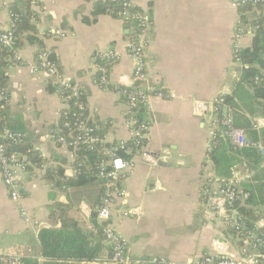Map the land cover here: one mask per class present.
Here are the masks:
<instances>
[{
  "label": "crops",
  "instance_id": "crops-1",
  "mask_svg": "<svg viewBox=\"0 0 264 264\" xmlns=\"http://www.w3.org/2000/svg\"><path fill=\"white\" fill-rule=\"evenodd\" d=\"M26 1L0 0V28L11 26L13 9L25 12ZM100 2L32 0L31 23L37 40L31 41L29 32L22 33L16 49L20 59L0 57L8 76L0 94L6 107V129L23 132L26 148L37 154L18 180L28 221L11 199L0 170V250L24 260H43L39 233L44 227H60L61 220L52 217L57 203L70 204L71 214L87 222L104 189L100 179L82 186L65 183L66 178L77 177L76 154L51 135L59 127L65 101L52 79L35 68L39 52L50 51L62 80L82 88L90 117L104 129L108 142L131 137L123 98L114 90L102 89L95 80L98 52L114 47L120 59L111 66L110 81L114 85L130 81L134 61L128 49L134 24L118 13L101 11ZM133 2L152 19L147 47L152 88L145 107L151 127L145 146L133 157L134 168L124 182L126 196L118 200L111 222L127 243L129 256L145 260L143 264H193L215 251H226L249 264L241 251L242 242L207 207L202 189L208 176L215 173L208 157L211 102L222 92L231 94L239 82L243 65L235 61L233 52L239 23L246 26L240 39L244 49L252 45L255 20L264 17V8L234 7L229 0ZM57 29L67 35H56ZM161 90L163 96L156 93ZM259 105V112L251 118L253 123H261L260 129H255L261 134L264 102ZM165 154L169 158L157 164L150 160ZM124 208L139 209L140 213L123 216Z\"/></svg>",
  "mask_w": 264,
  "mask_h": 264
},
{
  "label": "built area",
  "instance_id": "built-area-1",
  "mask_svg": "<svg viewBox=\"0 0 264 264\" xmlns=\"http://www.w3.org/2000/svg\"><path fill=\"white\" fill-rule=\"evenodd\" d=\"M234 7L264 6V0H229ZM103 4L119 5L117 13L125 20L134 24L133 38L129 44V54L134 61V69L131 79L123 85H114L110 81L111 66L120 59V54L114 47L100 50L97 54L98 75L96 84L102 89L114 90L123 98L127 106V126L130 131L129 140L112 142L108 147L106 133H98V125L91 119L88 104L84 97V91L78 85L62 80V75L52 54L48 50L39 52L36 69L42 70L52 79L56 90L60 92L65 101V108L60 117L57 130H52L51 135L56 142L67 145L76 154L81 148H98L101 157L96 163V176L104 182L99 203L95 209L99 221L103 224V236L105 243L111 249L110 262L113 264H143L145 260L134 259L129 256L127 243L115 229L111 220L117 210L119 199H124L126 189L124 182L134 168L133 157L145 146L151 123L140 118L137 113L141 107H146L151 95V86L148 83L147 73V47L150 41L152 27L151 15L136 7L133 0H101ZM20 17L19 13L12 12V23L8 29L0 28V47L13 49L17 42L15 22ZM246 26L240 21L235 41L233 44L234 59L242 63L240 51L242 49L240 39L244 35ZM54 33L61 37L67 35L65 31L55 30ZM14 57L20 59L15 50ZM256 83L264 84V69L255 77ZM3 93V92H2ZM163 96L164 91H156ZM225 92L220 93L210 105L208 124L211 129V138L208 144L210 153L217 144V138H224L230 144L233 152L241 153L245 148H258L264 150L261 140L248 139L246 130L235 126L234 109L225 101ZM70 99H75L76 109H71ZM92 120V121H91ZM254 129H260L261 123L256 120ZM23 132H13L5 129L0 131V170L3 182L9 190L11 199L19 204L22 216L30 220L29 213L22 206L23 194L18 182L20 173L26 171L30 165V159L26 153L18 147L25 141ZM120 150L130 156L124 157ZM30 151V150H29ZM76 157V156H75ZM150 158L149 156H147ZM210 158V155L208 156ZM169 158V154L158 158H150L154 164ZM211 159V158H210ZM83 160L76 164V174L81 173ZM254 171L249 161L241 155V161L235 163L230 177H221L216 173L208 176L203 187L202 194L207 207H209L242 242L241 251L250 260L249 264H264V221L247 224L244 216L238 209L239 203H244L250 193L243 189V184L252 180ZM123 216L139 214V209L124 208L120 212ZM254 251V253H251ZM163 264H172L163 261ZM0 264H24L21 255L5 253L0 250ZM193 264H242L235 256L223 251L204 254Z\"/></svg>",
  "mask_w": 264,
  "mask_h": 264
},
{
  "label": "trees",
  "instance_id": "trees-1",
  "mask_svg": "<svg viewBox=\"0 0 264 264\" xmlns=\"http://www.w3.org/2000/svg\"><path fill=\"white\" fill-rule=\"evenodd\" d=\"M32 0L25 3V12L13 9L12 12L19 13L20 17L15 22V33L17 42L13 49L0 47V57L4 55H14L15 50L20 45L22 33L29 32V39L36 41V28L31 23L32 10L30 9ZM101 11H112L117 14L119 5L103 4L98 6ZM245 7V6H244ZM264 8V6L259 5ZM261 15V14H260ZM257 31L253 37L252 45L242 48L240 58L243 67L241 68V78L236 84L231 94L225 95V101L234 109L235 126L246 130L248 139L263 140L264 131L260 134L254 127L251 116L256 115L260 109V103L264 102V84L256 83L255 77L264 69V17L255 20ZM53 57V56H52ZM3 62L0 60V94L4 92L8 81V76L2 68ZM55 90V87H51ZM71 109H76L75 99H70ZM137 115L145 120H150L145 107L138 110ZM6 107L4 101L0 99V131L6 129ZM92 121V120H91ZM98 133L104 134L103 128L98 126ZM25 141L18 147L26 153L30 161L37 158L34 151H29L25 146ZM114 143H107L112 147ZM124 157L130 155L120 150ZM213 161L215 173L221 177H230L233 165L241 161L243 155L255 171L253 179L243 184V189L250 193L246 202L239 203L238 209L244 216L247 224H253L256 220L264 218V150L258 148H245L241 153L231 150L230 144L224 138H217V144L209 153ZM101 153L98 148H81L76 151V162L83 160L81 173L76 178L65 179V183L70 186H82L96 176V163L100 160ZM260 209V211H259ZM72 206L68 203H57L52 211L53 218L61 220L60 227H44L39 233L40 256L38 258H26L24 264H113L110 262L112 255L110 247L105 243L103 236V222L98 220L95 210L91 212L89 221H81L71 214ZM258 211V214L255 212Z\"/></svg>",
  "mask_w": 264,
  "mask_h": 264
}]
</instances>
